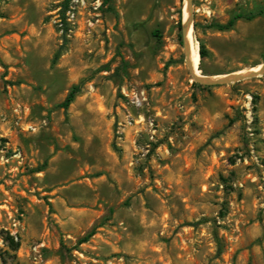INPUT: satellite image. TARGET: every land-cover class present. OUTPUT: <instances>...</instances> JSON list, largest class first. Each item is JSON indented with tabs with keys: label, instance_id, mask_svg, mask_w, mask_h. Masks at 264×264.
Returning <instances> with one entry per match:
<instances>
[{
	"label": "rangeland",
	"instance_id": "rangeland-1",
	"mask_svg": "<svg viewBox=\"0 0 264 264\" xmlns=\"http://www.w3.org/2000/svg\"><path fill=\"white\" fill-rule=\"evenodd\" d=\"M183 2L0 0V264H264V72L195 81ZM191 4L200 75L264 62V0Z\"/></svg>",
	"mask_w": 264,
	"mask_h": 264
},
{
	"label": "water",
	"instance_id": "water-1",
	"mask_svg": "<svg viewBox=\"0 0 264 264\" xmlns=\"http://www.w3.org/2000/svg\"><path fill=\"white\" fill-rule=\"evenodd\" d=\"M191 5H192L191 0H187V10H188L189 15H188L186 21L182 20V22H181V36L183 38V43H184L186 63H187V66L190 70L192 78L195 81L200 82L202 84H210V85L223 84V83L239 81L241 79L248 78V77H253V76H256L258 74H262L264 72V62H263V63H260V67L256 71H248L246 73L234 72V73H231L228 75H221L219 77L195 74L193 72L191 62L189 60V46L185 40V37L187 34V29L189 27V23L191 24Z\"/></svg>",
	"mask_w": 264,
	"mask_h": 264
},
{
	"label": "bare ground",
	"instance_id": "bare-ground-1",
	"mask_svg": "<svg viewBox=\"0 0 264 264\" xmlns=\"http://www.w3.org/2000/svg\"><path fill=\"white\" fill-rule=\"evenodd\" d=\"M182 20L183 21H186L189 13H188V10H187V5L184 4L183 2V7H182ZM192 26L191 24L189 23V27L187 29V34H186V42L189 46V60L191 62V65H192V68H193V72L195 74H199V70H198V61H199V54L198 52L196 51V48H195V44L194 42L192 41ZM260 67V64L258 65H255L253 67H250L248 69H244V70H240L239 72L240 73H246L248 71H256L257 69H259ZM216 77H219V76H216Z\"/></svg>",
	"mask_w": 264,
	"mask_h": 264
},
{
	"label": "trees",
	"instance_id": "trees-1",
	"mask_svg": "<svg viewBox=\"0 0 264 264\" xmlns=\"http://www.w3.org/2000/svg\"><path fill=\"white\" fill-rule=\"evenodd\" d=\"M109 1L110 0H103V2H105V3L106 2H109ZM243 16H245V15L238 14V15L230 18L226 23L217 24L216 25V28L218 30H227V29H230L235 24L236 20L238 18H240V17H243ZM254 16H255V13H250V14L246 15L245 17L246 18H253ZM180 24H181V19L179 20V25ZM198 54H199L200 58H203L205 56V46H204V43L202 41L199 43V53ZM74 89H75V87H72V89L69 91V93L65 97V100L63 102L64 106H66L73 99Z\"/></svg>",
	"mask_w": 264,
	"mask_h": 264
},
{
	"label": "built area",
	"instance_id": "built-area-1",
	"mask_svg": "<svg viewBox=\"0 0 264 264\" xmlns=\"http://www.w3.org/2000/svg\"><path fill=\"white\" fill-rule=\"evenodd\" d=\"M70 1H74V0H70Z\"/></svg>",
	"mask_w": 264,
	"mask_h": 264
}]
</instances>
